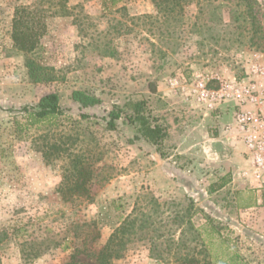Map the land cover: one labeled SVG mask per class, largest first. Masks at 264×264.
Wrapping results in <instances>:
<instances>
[{
    "label": "rangeland",
    "instance_id": "obj_1",
    "mask_svg": "<svg viewBox=\"0 0 264 264\" xmlns=\"http://www.w3.org/2000/svg\"><path fill=\"white\" fill-rule=\"evenodd\" d=\"M37 1L0 0L1 264H62L73 253L75 264H97L91 252L127 216L134 225L112 264H174V250L165 262L152 256L150 239L167 225L178 240L173 219L190 202L195 231L182 236L180 256L200 258L202 243L211 264H264V182L243 183L263 199L240 210L233 168L243 164L248 173L250 166L240 145H229L218 129L232 122L235 107L230 102L210 110L191 91L198 80L217 89L264 67V0H250L257 28L242 14L240 0H193L173 13L152 0H62L66 13L46 16L39 47L25 54L13 45L12 18L15 8ZM30 62L39 66L35 76ZM75 89L100 99L92 113L120 108L116 129L80 118L70 98ZM54 92L65 114L18 129L11 109ZM142 100L151 124L164 128L160 151L124 116L131 113L127 102ZM44 136L49 142L73 138L65 159L43 158ZM76 152L92 155V168L108 179L92 185L88 198L64 201L57 189L67 154ZM217 184L222 187L211 191ZM25 240L40 244L38 257H25Z\"/></svg>",
    "mask_w": 264,
    "mask_h": 264
},
{
    "label": "trees",
    "instance_id": "obj_2",
    "mask_svg": "<svg viewBox=\"0 0 264 264\" xmlns=\"http://www.w3.org/2000/svg\"><path fill=\"white\" fill-rule=\"evenodd\" d=\"M115 1L116 0H111V3H114ZM192 1L193 0H152L157 8L168 11L169 13H173L174 11L182 12L184 7L183 3ZM240 1L244 4V12H242V14H245L244 16H251V25L257 28L258 24L252 14L250 0ZM61 2L62 0H38L34 6H19L15 8L11 30V39L14 47L25 54L34 52L39 47L41 37L46 33V16L56 14L63 15L66 13L64 5L63 3L61 4ZM45 4H49L50 6H53V8H45ZM237 17L238 16L235 18ZM30 67V75L35 76L34 72L39 66L30 62ZM150 91H155V85L153 83H150ZM70 98L76 103L80 118H94L102 121L107 129H116V121L123 113L120 108L114 106L106 115H99L90 111L91 108L100 103V99L94 94L75 89L71 92ZM145 103L144 100L139 102H127L126 106L131 110V113H124V116L129 122L138 123L141 137L156 145V149L160 151L165 131L159 124H151V121L145 115ZM66 110L67 108H64L60 104V97L55 92L45 94L35 104H25L19 109H11L13 113L12 117H14L18 129L22 128L21 126L30 128L41 124H49L56 117L64 115ZM17 117H20L22 122L17 120ZM44 137L45 138L42 139V146L39 148L43 158L50 163L55 158L62 160L65 159L63 157V152L65 153L68 151L65 146L66 142L73 138L71 136H65L67 138L62 137V140L59 142H49L47 136ZM67 155V166H65L64 169L66 174H64V179L58 186L57 191L62 195L64 201L80 197L88 198L90 196L91 186L100 182L102 183V181H106L108 178L105 175L101 176L100 172H97V170L92 168L90 162L92 155H85L81 152L69 153ZM160 155L163 156L162 152H160ZM221 187L222 184L212 185L211 191L217 190ZM70 196L71 198H69ZM192 207V202H190L183 208V210H181V212L176 213L174 216L173 223L176 224L177 229L180 228L178 240H175L173 237L174 230L171 231L172 227H166V225L165 228H163V231L157 228L154 229L156 236L150 239L149 250L155 259L165 262L166 256L164 255H169L174 250L172 253L174 256L176 255L174 264H211L210 260L207 258L205 247L202 243L198 248V254L201 255L200 258H194V256H189V254H185L184 256L179 255L178 249L185 248L182 244V236L189 230L195 231L190 223V210ZM133 225L134 221L130 220L127 216L119 226L114 228L107 241L100 248L91 252L97 264H112L114 259L122 256L124 243L126 241L125 235L128 234L130 226L133 227ZM6 236L7 233L5 237ZM163 243L164 246L162 245ZM20 245L22 247L29 246L28 250L23 252L26 253L25 257L27 258L38 257L42 251L40 244L33 241L25 240L22 241ZM186 249L188 251L190 250L189 247ZM75 251L79 253L81 251L85 252L86 250L85 248L84 250L76 248ZM74 256L75 253L72 254L69 261L62 264H75L73 261ZM166 264H168L167 261Z\"/></svg>",
    "mask_w": 264,
    "mask_h": 264
},
{
    "label": "built area",
    "instance_id": "obj_3",
    "mask_svg": "<svg viewBox=\"0 0 264 264\" xmlns=\"http://www.w3.org/2000/svg\"><path fill=\"white\" fill-rule=\"evenodd\" d=\"M249 78L221 83L219 88L208 87L198 80L192 87L196 100L213 110L225 103H233L232 122L227 131L235 130L245 146L250 166V176L258 183L264 182V67H253ZM174 84V80L170 81Z\"/></svg>",
    "mask_w": 264,
    "mask_h": 264
},
{
    "label": "crops",
    "instance_id": "obj_4",
    "mask_svg": "<svg viewBox=\"0 0 264 264\" xmlns=\"http://www.w3.org/2000/svg\"><path fill=\"white\" fill-rule=\"evenodd\" d=\"M223 126V127H222ZM225 125H221L219 124L218 129H219V134H226L227 136V142L229 141V145L230 142H236L238 145H240L241 150L243 151V153L245 152V146L243 145V143L241 142V140L239 139V136L237 135V133L233 130L231 131H226L224 129ZM218 138V137H217ZM216 139V138H215ZM241 159V156H240ZM241 164V163H240ZM248 165V163H247ZM243 164H241V167H239V170H236L237 165H235V168H233L234 170H236L233 173H239L238 174V179L235 180L234 182V187H235V199H236V204L238 206V208L240 210H248V209H254L256 208L257 205L260 204V201L263 199V194L260 193L259 190L255 191L253 188V190L251 191L249 187H247L246 185H244L243 183H248V181H250L253 184H258V182H255L249 172L247 173V171L244 173V168L242 167ZM255 187V186H254ZM249 197V199H248Z\"/></svg>",
    "mask_w": 264,
    "mask_h": 264
}]
</instances>
